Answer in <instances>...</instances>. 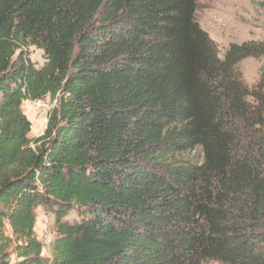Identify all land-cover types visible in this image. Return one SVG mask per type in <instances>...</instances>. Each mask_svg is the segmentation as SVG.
I'll return each instance as SVG.
<instances>
[{
    "label": "trees",
    "instance_id": "1",
    "mask_svg": "<svg viewBox=\"0 0 264 264\" xmlns=\"http://www.w3.org/2000/svg\"><path fill=\"white\" fill-rule=\"evenodd\" d=\"M195 10L0 0V264H264V69H237L264 35L220 59ZM46 97L32 146L22 104Z\"/></svg>",
    "mask_w": 264,
    "mask_h": 264
},
{
    "label": "rangeland",
    "instance_id": "2",
    "mask_svg": "<svg viewBox=\"0 0 264 264\" xmlns=\"http://www.w3.org/2000/svg\"><path fill=\"white\" fill-rule=\"evenodd\" d=\"M195 20L199 27L208 35L218 58L223 59L226 50L231 44H241L246 41H260L264 35V0H196ZM30 61L35 68L45 63L42 50L36 47L28 49ZM244 83L248 87L254 86L264 69L263 58H246L237 65ZM55 103L49 97L41 101H25L22 111L31 123L28 138L34 146V140L40 137L46 129L48 116ZM199 158L198 152H195ZM64 219L68 222L77 220V213L69 211ZM35 227L39 236L48 234L53 240L54 216L48 209L39 207ZM50 249H45L48 253ZM45 253L44 256H45ZM47 257V256H46ZM15 258L12 257L11 261ZM203 264H220L205 262Z\"/></svg>",
    "mask_w": 264,
    "mask_h": 264
},
{
    "label": "built area",
    "instance_id": "3",
    "mask_svg": "<svg viewBox=\"0 0 264 264\" xmlns=\"http://www.w3.org/2000/svg\"><path fill=\"white\" fill-rule=\"evenodd\" d=\"M9 238H12V236L9 235ZM38 239L42 244L43 251H45V249L49 248L51 245L52 240L48 234L43 233L40 236L38 235Z\"/></svg>",
    "mask_w": 264,
    "mask_h": 264
},
{
    "label": "crops",
    "instance_id": "4",
    "mask_svg": "<svg viewBox=\"0 0 264 264\" xmlns=\"http://www.w3.org/2000/svg\"><path fill=\"white\" fill-rule=\"evenodd\" d=\"M35 233L37 234V236L39 235V231H37L36 227H35ZM43 253H45V251H43ZM45 256H47V257L50 256L49 251H48V253H45Z\"/></svg>",
    "mask_w": 264,
    "mask_h": 264
}]
</instances>
